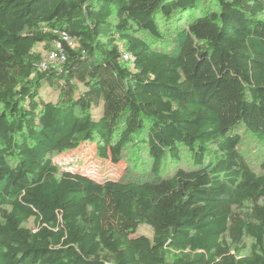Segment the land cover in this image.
I'll return each instance as SVG.
<instances>
[{
  "label": "trees",
  "instance_id": "obj_1",
  "mask_svg": "<svg viewBox=\"0 0 264 264\" xmlns=\"http://www.w3.org/2000/svg\"><path fill=\"white\" fill-rule=\"evenodd\" d=\"M55 31L75 46L42 71ZM243 132L264 146V0H0V264H264ZM141 136L155 175L191 165L97 181L54 161L119 164Z\"/></svg>",
  "mask_w": 264,
  "mask_h": 264
},
{
  "label": "rangeland",
  "instance_id": "obj_2",
  "mask_svg": "<svg viewBox=\"0 0 264 264\" xmlns=\"http://www.w3.org/2000/svg\"><path fill=\"white\" fill-rule=\"evenodd\" d=\"M164 35L171 38L174 36L169 32H164ZM37 50L43 53L44 59L48 62L49 51L45 49L43 45H38ZM48 63L50 66L52 65L50 62ZM51 93L52 95L55 94V92ZM242 134L243 139L240 146L241 153L250 167L255 172L259 173L261 165L264 162V146L259 144L249 133L243 132ZM143 141L144 136H141L138 140L139 147L135 145L128 146L124 152L123 160L119 164H113L109 161H100L96 156L95 145L84 147L80 155L78 153H68L65 155H54L53 157L56 164L60 167L81 172L97 181H156L173 174L179 167L187 168L191 165L190 157L184 152L183 159L180 163L175 165L166 164L163 166L161 174L155 175L152 170V158L149 155L147 146L143 145ZM25 226L33 228V220H30ZM139 233L149 237L152 236V231L147 226L140 227ZM250 244L251 241H247L248 248L245 249L241 255H247L249 253Z\"/></svg>",
  "mask_w": 264,
  "mask_h": 264
},
{
  "label": "built area",
  "instance_id": "obj_3",
  "mask_svg": "<svg viewBox=\"0 0 264 264\" xmlns=\"http://www.w3.org/2000/svg\"><path fill=\"white\" fill-rule=\"evenodd\" d=\"M57 35V39L54 42L53 49L48 54V62L52 65L50 66L49 63L44 60L41 65L40 69L45 71L49 69V67H58L63 64L67 60V47L74 48V39L67 31H55ZM123 59L125 61L132 60V56L129 54H124Z\"/></svg>",
  "mask_w": 264,
  "mask_h": 264
}]
</instances>
